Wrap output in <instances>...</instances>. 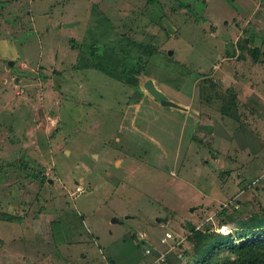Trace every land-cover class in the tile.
Returning a JSON list of instances; mask_svg holds the SVG:
<instances>
[{
    "label": "rangeland",
    "instance_id": "374dc122",
    "mask_svg": "<svg viewBox=\"0 0 264 264\" xmlns=\"http://www.w3.org/2000/svg\"><path fill=\"white\" fill-rule=\"evenodd\" d=\"M255 225L264 1L0 0V264H186Z\"/></svg>",
    "mask_w": 264,
    "mask_h": 264
},
{
    "label": "trees",
    "instance_id": "16d2710c",
    "mask_svg": "<svg viewBox=\"0 0 264 264\" xmlns=\"http://www.w3.org/2000/svg\"><path fill=\"white\" fill-rule=\"evenodd\" d=\"M244 42L245 48L258 60L262 51L251 45L252 37H247ZM94 46L92 53L103 49ZM236 232L235 236L232 231L227 234L205 233L201 230L194 232L193 255H185L189 259L186 264H264V226L242 227Z\"/></svg>",
    "mask_w": 264,
    "mask_h": 264
},
{
    "label": "water",
    "instance_id": "95a60500",
    "mask_svg": "<svg viewBox=\"0 0 264 264\" xmlns=\"http://www.w3.org/2000/svg\"><path fill=\"white\" fill-rule=\"evenodd\" d=\"M171 54H172V51H171V50L168 51V55H171ZM144 86H145L146 90H147L150 94H153V95H154V94L157 93V90L152 86V81H151L150 79L147 80V81L145 82ZM162 104H163L164 106H167V105H170L171 103L168 102V101H164ZM156 221H157V222H161L160 219H156ZM133 236H134V238L136 239V234H135V233L133 234Z\"/></svg>",
    "mask_w": 264,
    "mask_h": 264
},
{
    "label": "bare ground",
    "instance_id": "6f19581e",
    "mask_svg": "<svg viewBox=\"0 0 264 264\" xmlns=\"http://www.w3.org/2000/svg\"><path fill=\"white\" fill-rule=\"evenodd\" d=\"M220 229V232H222V233H224V234H227V233H229V229L228 228H225V227H221V228H219Z\"/></svg>",
    "mask_w": 264,
    "mask_h": 264
}]
</instances>
